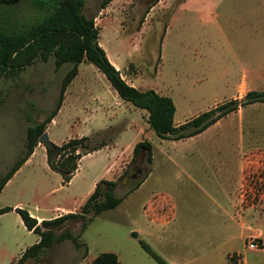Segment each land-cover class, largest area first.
Returning <instances> with one entry per match:
<instances>
[{
  "label": "rangeland",
  "instance_id": "1",
  "mask_svg": "<svg viewBox=\"0 0 264 264\" xmlns=\"http://www.w3.org/2000/svg\"><path fill=\"white\" fill-rule=\"evenodd\" d=\"M104 1L85 0L84 6L86 16L96 17L99 41L127 83L173 99L176 123L248 92H264V0H113L102 9ZM14 15V24L22 27L36 20L37 9L23 0ZM70 68L67 63L57 70L51 57L1 79L0 176L26 149L28 128L55 108ZM101 77L110 83L96 66L82 64L75 88L85 79L101 86ZM72 99L47 127L51 142L88 136L90 147L103 141L115 147L87 155L69 185L50 169L43 148L37 149L33 163L0 194V207L72 209L98 178L117 181V196L142 183L84 230L82 222L57 229L81 235L85 259V247L67 240L27 264H91L107 252L117 254L121 264H160L141 240L165 264H264V102L174 141L157 136L149 113L130 102H122L121 123L104 129L102 112L76 110ZM135 139L153 143L152 164L144 150L132 158L126 152ZM132 171L138 178L129 180ZM254 236L258 248L252 250L248 240ZM36 239L15 213L0 216V264H13Z\"/></svg>",
  "mask_w": 264,
  "mask_h": 264
},
{
  "label": "trees",
  "instance_id": "2",
  "mask_svg": "<svg viewBox=\"0 0 264 264\" xmlns=\"http://www.w3.org/2000/svg\"><path fill=\"white\" fill-rule=\"evenodd\" d=\"M23 0H0V81L2 78L20 72L33 65L37 60L55 59L56 69L64 64L71 68L63 79L60 95L55 108L40 123H34L27 130L26 149L9 170L0 176V194L8 182L23 167L35 152L41 136L47 127L58 116L73 80L80 72V66L93 64L102 72L119 96L135 107L146 110L148 124L157 136L169 140H183L197 136L222 118L249 104L264 102V92H248L243 99L231 100L217 106L196 118L181 125L175 124L176 105L169 96L161 95L155 90H140L127 83L121 72L112 64L104 48L99 43L100 30L96 25V17H88L84 13L85 0H32L37 9L36 20L22 27L14 24L15 9ZM113 0L102 4L105 9ZM88 136L73 138L57 145L46 146L49 167L62 175L63 184L71 182L79 168L80 160L95 151L109 145L103 141L94 147L88 144ZM153 143L142 140L134 147V157L142 150L147 152L148 163H153ZM142 182L124 196H117V181L102 180L97 183L94 191L76 211L64 214L41 223L23 208H0V216L15 210L29 231L39 235V242L27 248L14 264H27L29 260H37L46 250L55 244L71 241L77 249L85 247L83 259L88 255V248L80 240L79 234L70 229L57 232V229L68 222H82L83 230L102 212L118 207L123 200ZM105 185V188L102 186ZM142 248L157 262L164 260L141 240ZM91 264H120L117 254L112 252L99 254Z\"/></svg>",
  "mask_w": 264,
  "mask_h": 264
},
{
  "label": "crops",
  "instance_id": "3",
  "mask_svg": "<svg viewBox=\"0 0 264 264\" xmlns=\"http://www.w3.org/2000/svg\"><path fill=\"white\" fill-rule=\"evenodd\" d=\"M99 43L102 46V48H104V50L106 51V53L108 55V58L110 59L112 64L117 68V70L120 71L121 70V66H119L116 63L115 57L113 58L110 55V53L106 50V48L103 46V44L100 41H99ZM122 77H123V75H122ZM78 78H79V74L73 80V82L70 84V86L68 87L69 89H67L64 101H67V98L71 96V98H73V99L70 100L69 102L73 103V105H74L76 110L82 109V110H85V111H91V110L94 109V111L99 110L100 112H102V114H101L102 120L101 121H102V123H103V125L105 127L104 129L110 128V127H114V126L120 124L121 121H122V118H123V116H122L123 112L121 111L120 108L122 107V104H123L122 102H125V101L119 96V94L117 93L116 90L115 91L113 90V87L111 86V84L110 83H106V81L103 79V77H101L102 80H104V81H101V83H102L101 86H99V84L95 80L87 81L85 79V82L83 81L82 85H80L78 88H75L76 83L79 81ZM161 95H163V94H161ZM115 106L119 107V111H116L117 109H116ZM63 108H64V106H62L60 112L63 111ZM133 122L134 121H132L130 123H133ZM175 124L179 126V125H181L183 123H176L175 122ZM140 141H141L140 139H135V141H134L135 144H133L131 147H129V149L126 151V152L129 151V153H130L129 156H131V158H132V156H134V147H135V145L138 142H140ZM113 147H115V146H112V145L109 144V145L103 147L102 149H100L98 151L104 150L105 148L111 149ZM39 148H43V153H46V156H47L46 147L44 145H41V147H40V145H39V147L36 148V150L33 153V155L29 158V160L23 165V167L16 174H18L25 167H27V166H29L30 164L33 163V159L36 156L37 149H39ZM95 152H97V151H95ZM91 154H88V155H91ZM86 156H84L80 160L79 168H78L77 172L75 173L74 177L72 178V180L70 182L71 184H72V182H74V179L76 178L77 174L80 172L81 163H82L83 159ZM128 175H127V179H129V180H134V179L138 178L135 174L132 175L130 178L128 177ZM101 180H102V178L96 179L92 183V185L87 189L86 193L80 198L78 203L75 204V206L72 209L71 208L61 207V206H55L52 209H50V208H38L37 207V208H35V211L30 210V209H28V211L30 212L32 217L36 218L39 221V223H41L44 220H51V219L57 218V217L62 216L64 214L76 212L81 207V205L84 204V202L87 200L89 195L94 191L97 183H99ZM7 186H8V184L5 186L4 189H6ZM132 189L133 188H131V190ZM134 192H135V190L133 192H131L129 195H131ZM5 207H7V206H5ZM9 207H13L14 209H17V208H22L23 205L18 203V204H15L13 206H9ZM0 208H4V206L0 207ZM12 213H15L18 216V218L20 220V223L23 225V227L29 233H33L32 231H29L26 228V226L24 225L21 217L19 216V214L15 210H13V211H11L9 213H6V214H12ZM47 213H51V214L47 216ZM33 234H35V233H33ZM35 235L37 236V239H36V243H37V242H39L40 237L37 234H35ZM26 249H24L21 252L20 256L13 261V264L15 263V261L17 259H19L21 257V255L25 252ZM119 261H120V258H119ZM120 264H121V262H120Z\"/></svg>",
  "mask_w": 264,
  "mask_h": 264
},
{
  "label": "water",
  "instance_id": "4",
  "mask_svg": "<svg viewBox=\"0 0 264 264\" xmlns=\"http://www.w3.org/2000/svg\"><path fill=\"white\" fill-rule=\"evenodd\" d=\"M39 143L44 144V145H46V146H50V145L52 144V142H51V140H50V138H49V134H48V132H45V133L41 136V138H40V140H39ZM135 177H136V176H135ZM133 236H134V237H138V234H137V233H134Z\"/></svg>",
  "mask_w": 264,
  "mask_h": 264
},
{
  "label": "built area",
  "instance_id": "5",
  "mask_svg": "<svg viewBox=\"0 0 264 264\" xmlns=\"http://www.w3.org/2000/svg\"><path fill=\"white\" fill-rule=\"evenodd\" d=\"M257 240H258L257 236H254L248 240V245L250 249L255 250L258 248Z\"/></svg>",
  "mask_w": 264,
  "mask_h": 264
},
{
  "label": "flooded vegetation",
  "instance_id": "6",
  "mask_svg": "<svg viewBox=\"0 0 264 264\" xmlns=\"http://www.w3.org/2000/svg\"><path fill=\"white\" fill-rule=\"evenodd\" d=\"M136 173H137L136 171H135V172L132 171V173H130V174L128 175V177L130 178L132 175H134V174L136 175ZM136 176H137V175H136Z\"/></svg>",
  "mask_w": 264,
  "mask_h": 264
}]
</instances>
